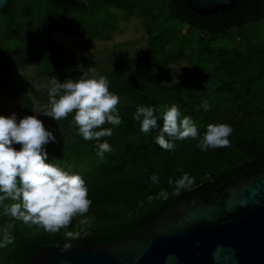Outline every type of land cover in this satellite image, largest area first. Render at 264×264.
Here are the masks:
<instances>
[{"label": "trees", "instance_id": "obj_1", "mask_svg": "<svg viewBox=\"0 0 264 264\" xmlns=\"http://www.w3.org/2000/svg\"><path fill=\"white\" fill-rule=\"evenodd\" d=\"M46 2L63 10L85 11L87 8L79 0ZM13 5L11 0L10 7L3 13L10 12ZM169 16L188 26V31L203 30L200 41L204 47L198 54L201 58H209L212 46L218 43V35L225 36L242 25L264 18V0H239L229 10L210 17L192 13L186 0H169ZM58 28V25L50 28L48 36ZM150 45L151 50L152 38ZM51 47V65L48 71L42 70L45 75L59 76L64 82L79 79L87 73V66H82V62L62 46L52 42ZM150 50L139 60L118 61L112 69L100 75L108 79L109 90L120 98L117 109L122 121L118 126L108 123L100 126L112 129L111 136L100 138V142L107 141L111 146V151L105 152L102 158L97 155L96 140H84L76 133L72 114L53 120L48 127L56 136L55 143L46 145L49 161L80 174L85 180L92 203L88 212L80 216L83 223H92V226L79 233L73 217L70 224L57 233L24 223L20 229L11 227L10 233L14 237L10 244L13 248L11 264H29L32 255L44 246H79L84 240L100 245L135 235L149 228L159 216L172 212L178 204L190 203L241 179L250 172V163L257 171L264 168V83L261 88L256 87V81L263 79L264 74L232 83L220 78L218 87L210 86L208 82L200 89L175 98L174 93L182 89V85L165 86L157 80L158 76L164 78L174 71L168 67L169 59L159 68ZM233 55L235 52L218 55L220 75L232 77L241 71L236 64H230ZM151 70L155 74H149ZM204 102L209 105L207 111L201 107ZM23 105L26 116L33 115L34 105L30 97H23ZM139 105L154 107L158 116L166 107L176 105L181 117L192 118L201 135L208 124L226 123L233 129L230 144L201 151L197 147L198 137L175 140V150L166 151L155 143L163 125L162 119L157 121V129L141 132L140 121L133 118ZM14 147L19 149L20 145ZM185 172L194 182L189 189L176 191L168 180L175 181ZM153 173L159 176L158 184L149 179ZM161 189L169 193L167 200L147 199L150 195L155 197ZM66 231L73 232L75 238H66Z\"/></svg>", "mask_w": 264, "mask_h": 264}, {"label": "rangeland", "instance_id": "obj_2", "mask_svg": "<svg viewBox=\"0 0 264 264\" xmlns=\"http://www.w3.org/2000/svg\"><path fill=\"white\" fill-rule=\"evenodd\" d=\"M79 1L86 2L89 9L63 10L49 5L46 0H13L11 11L0 13V115L26 116L23 97L28 96L33 101V115H37L46 128L51 126L53 120L44 116V108L52 80L54 77L59 80V76H47L42 70L48 71L51 65L52 42L81 61L82 66H87L90 77H99L118 61L146 56L152 38L150 51L157 67L162 68L169 59L168 67L174 69L164 78L158 76L157 80L165 86L182 85V89L174 93L175 98L200 89L208 82L218 87L220 78L232 83L264 74V18L242 25L225 36L218 35L212 56L201 58L198 52L204 47L200 41L203 30L188 31V26L171 18L169 0ZM54 25L59 28L48 36ZM221 52H235L230 56V64L241 69L238 74L220 75L218 55ZM263 83L264 78L256 81V87L261 88ZM74 219L79 233L92 226V223H83L79 214ZM9 225L20 229L23 223L0 215V229ZM12 253L10 244L0 248V264H11Z\"/></svg>", "mask_w": 264, "mask_h": 264}, {"label": "clouds", "instance_id": "obj_3", "mask_svg": "<svg viewBox=\"0 0 264 264\" xmlns=\"http://www.w3.org/2000/svg\"><path fill=\"white\" fill-rule=\"evenodd\" d=\"M119 103V96L109 90L105 76L90 77L84 73L79 79H68L62 83L54 77L44 116L58 121L72 114L76 133L84 140H96L97 155L102 158L105 152L111 151V146L107 141L100 142V138L111 136L112 129L100 126L121 124L117 109ZM201 107L205 111L209 109L207 102ZM157 111L154 107L139 105L133 118L140 121V131L144 133L157 129V121L162 119L163 125L155 143L166 151L175 150V140L198 137L197 147L201 151L230 144L229 136L233 129L226 123L208 124L201 135L192 118L181 117L176 105L166 107L159 116L155 114ZM55 142L54 130L46 128L37 115L23 118H18L16 113L0 115V215L57 233L66 228L74 216L88 212L92 201L88 198V187L82 176L49 161L46 145ZM14 145H20V148ZM149 179L153 184L159 183V176L155 173ZM193 182L186 172L175 181L168 180L176 191L189 189ZM168 196L167 190L161 189L155 197L150 195L147 199L167 200ZM10 228L11 225L0 229V248L13 242ZM64 235L75 238L71 231ZM68 247L66 244L65 248Z\"/></svg>", "mask_w": 264, "mask_h": 264}, {"label": "water", "instance_id": "obj_4", "mask_svg": "<svg viewBox=\"0 0 264 264\" xmlns=\"http://www.w3.org/2000/svg\"><path fill=\"white\" fill-rule=\"evenodd\" d=\"M238 1L186 0L204 17ZM10 5L0 0V13ZM29 264H264V168L250 163L241 179L178 204L140 233L100 245L44 246Z\"/></svg>", "mask_w": 264, "mask_h": 264}]
</instances>
